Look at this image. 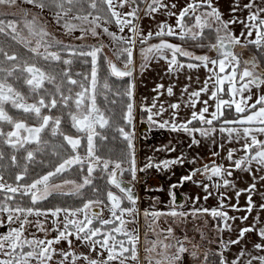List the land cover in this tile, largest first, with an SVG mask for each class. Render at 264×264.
<instances>
[{
    "label": "snow or ice",
    "instance_id": "1",
    "mask_svg": "<svg viewBox=\"0 0 264 264\" xmlns=\"http://www.w3.org/2000/svg\"><path fill=\"white\" fill-rule=\"evenodd\" d=\"M21 2L32 5L40 13L48 11L51 21L27 9H20L19 19L0 18V145L14 150L11 165L7 166L8 179L5 178L6 166L0 165V214L5 217L0 224L8 225L6 231L0 232V264H127L129 260H139L140 237L128 227L137 223L140 215L134 191L138 172L153 168L163 171L186 163L181 154L158 161L148 157L143 166L137 165L134 74L139 70L143 76L154 62L166 64V75L185 68H204L208 75L198 89L190 90L191 83L183 87L180 95L187 96L186 100L167 104L162 101L163 94L166 91L168 97H173L175 85L165 87L157 83L152 90L155 95L151 104L139 105L142 122L150 129L183 132L192 137V146L201 142L194 133L210 137L217 131L213 126L217 121L218 131L226 133L228 141L241 143L240 149L227 150L224 157L230 162L227 167L213 159L181 176L178 184L170 185L173 205L176 199L172 190L194 181L200 174L204 179L197 183L206 193L204 199L213 195L221 199L216 207H197L190 215L211 217L216 221L218 232L236 231L230 221H248V215L230 216L227 209H239V205H229L225 198L231 199L227 190L233 189L236 198L246 196V213L257 208L252 194L258 191L259 185L253 182L247 188L236 189L230 178L235 170L264 173V139L260 138L264 137V61L256 56L242 59L236 52L239 47L264 53V0L259 3L233 0L227 19L216 0H187L182 7L175 0ZM17 3L18 0H0V5ZM244 11L247 15L240 19L237 13ZM157 13L173 17L175 24L156 22ZM145 17L153 19L155 31L151 28L146 33L143 31L141 25ZM52 21L57 32H62L69 42L48 30L47 24ZM237 24L241 25L239 34L234 31ZM206 33L210 35L206 37ZM104 37L110 44L104 42ZM167 38L182 43H173ZM206 38L207 44L203 43ZM153 39L157 42H150ZM89 40L93 42L88 43ZM137 43L140 45L138 69L134 59ZM108 47L111 57L104 53ZM196 49L208 51L198 53ZM74 64H80L85 70L73 72ZM57 65L64 67L57 69ZM113 78L115 81L127 78L126 86L115 84ZM188 79L191 82L192 76ZM21 82L27 86V94L16 86ZM254 90H259V94ZM202 94L207 95V99H202ZM113 96L119 99H111ZM101 98L105 105L119 104V112L113 107L102 108ZM198 101L202 106L197 111ZM182 106L189 109V116L183 119L179 113ZM10 109L32 118L35 124L14 117ZM53 110H60L61 115H53ZM232 111L235 118H228ZM165 115L169 118L165 119ZM193 121L207 127H195ZM65 124L75 129V133L65 131ZM107 130L114 131L113 140L122 141L118 152L107 148ZM49 132L58 143L51 144L50 138H45ZM49 149L57 162H49L47 170L37 172L31 166L43 165L44 159L37 163V156L47 157ZM20 150L25 153L22 166L16 154ZM156 151L175 152L176 149L167 145ZM240 151L243 155L236 157ZM219 155L212 152L213 157ZM4 158L5 152L0 150V160ZM68 173L76 178H66ZM125 176L130 179L125 180ZM256 178L253 177L254 181ZM97 179H103L104 185H98ZM258 179L264 185V175ZM205 180L215 182L210 186ZM212 188L217 192L213 193ZM86 189L91 196L85 195ZM54 194L74 199L72 203L53 204L49 198ZM260 195L264 197V192ZM258 207L264 210V202ZM142 215L146 221H151L148 229L155 234V239L149 240V233L145 232V243L150 244L144 249L147 264H183V255L189 252L198 258V246L194 245L191 251L186 248L184 241L188 237L178 238L171 225L156 232L161 216L167 215L174 222L182 223L189 213L172 207L167 212L144 209ZM249 232L259 238L253 247L264 252V226L253 222L239 228L236 239L218 240L219 248L205 251L202 264H209L210 253L218 256V264H238V261L264 264V254H248L241 260L246 253L244 249L235 258L227 257L229 246L242 243ZM201 237L203 239V233ZM78 247L88 251L78 252Z\"/></svg>",
    "mask_w": 264,
    "mask_h": 264
},
{
    "label": "crops",
    "instance_id": "2",
    "mask_svg": "<svg viewBox=\"0 0 264 264\" xmlns=\"http://www.w3.org/2000/svg\"><path fill=\"white\" fill-rule=\"evenodd\" d=\"M185 59V58H181ZM166 64L161 61L158 64L152 63L150 69L147 70L143 76L138 72L134 77L135 81V101L137 105V112L139 113V105L143 103L151 104L152 98L155 93L152 91L157 83H163L165 87L169 84L175 85L174 87V96L168 97L166 91L163 94L162 101L167 104L170 102H178L182 99H187V96L182 97L180 95L183 87L186 84L191 83L190 90L198 89L203 80L208 75L207 69L200 68L196 70L192 69H183L178 73L166 75L165 74ZM189 75L192 76L191 82H189ZM197 77L199 78V82H197ZM202 99H207V95L202 94ZM202 104L197 102V111ZM214 110L210 108V111ZM181 119L189 116V109L185 107H181L179 110ZM165 119L169 118L168 115L164 116ZM229 118V117H228ZM148 126V125H147ZM193 126L195 127H207L206 125H200L197 121H193ZM214 127L217 128V131L214 132L210 137H200L198 133H194V136L199 139L201 142L197 145H191L192 137H189L187 134L183 132L173 133L168 130H162L159 128H149L146 129L144 136L141 134L138 135V138L135 142L136 146V158L138 167L143 166L144 162L148 157H155L156 160L165 159V158H173L175 156H179L182 154L186 163L183 166L177 165L171 169L158 171L154 168V174L156 178V183L161 184L158 188H153L152 192L144 193L142 200H144L146 206L148 208H152L153 210H165L169 211L172 207H175L177 211H183L185 213H189V215L184 218V222H178L179 225V234L177 233V237L183 239L186 235L188 237L187 240L184 241L185 247L193 250V246H198L196 250L199 253L198 258H194L189 253H185L183 255V263L188 264L189 262H195V264H202L203 261V253L209 249L217 250L219 248L218 240H230L236 239L237 231L241 227L250 226L255 222V224L264 226V210H261L258 205L264 202V197L260 195L261 192H264V185L260 184L258 179L259 176L264 175L261 172H251L246 173L243 171L235 170L233 172V176L230 178L232 182L236 185V189H244L247 188L251 183L255 182L259 185V189L256 193H253L254 202L257 204V208L255 211L251 213H246L244 211L246 207V196L241 195V197L236 198L234 195L233 189H228V195L231 196V199L225 198V202L229 205L238 204L239 209H232L229 207L227 211L230 216L234 217H243L245 215L249 216L247 222L242 221L240 219H236L235 221H230L234 225L236 231L232 232H218L215 228L216 221L212 220L211 217L208 216H199V218L190 215V213L197 207H216L218 201L221 199L218 195H213L208 199H204L205 191L203 188L198 186L199 181L204 178L197 174L194 177V181H189L183 183V185L175 188L174 193L177 191L182 197V200L179 204L173 205L171 198L169 197L170 185L178 184V181L181 176L188 174L190 171L201 168L202 165L206 163H210L213 159H216L218 163H224L225 167L229 165L230 162L226 161L224 157L227 154V150L229 148H241V143L235 140L228 141L226 139V133H221L218 131L219 122L216 123L214 121ZM264 139V137H260ZM223 144V147H221ZM171 145L176 149L175 152H158L156 151L158 148L162 146ZM216 151L220 155L218 157H213L212 152ZM239 155H243V152H237L236 157ZM253 177H257L254 181ZM210 184L215 181L209 182L204 181ZM162 189V190H161ZM213 193L217 192V189H211ZM219 191H225L224 189H220ZM138 196V193H137ZM139 199V196H138ZM150 206V207H149ZM151 209V210H152ZM150 210V209H149ZM176 227V226H175ZM167 228V226H166ZM199 230V231H198ZM201 233H203V239L201 237ZM259 242L258 236L254 232H249L246 234L242 243L237 245H230L227 251L228 259L235 258L242 249L246 250L244 256H241V260L247 258L248 254H264V252H259L256 250L253 245ZM190 250V251H191ZM210 264H218V256H213L211 253L209 254ZM238 264L240 262L238 261Z\"/></svg>",
    "mask_w": 264,
    "mask_h": 264
},
{
    "label": "rangeland",
    "instance_id": "3",
    "mask_svg": "<svg viewBox=\"0 0 264 264\" xmlns=\"http://www.w3.org/2000/svg\"><path fill=\"white\" fill-rule=\"evenodd\" d=\"M169 2H172V0H169ZM175 2H177L178 5L180 7H182L187 2V0H175ZM216 2H218V5H219L221 11L224 12L225 19L229 18V16L231 15V13H230V5L233 3V0H216ZM241 3H248V0H241ZM257 3H259V0H257ZM20 9H27L31 13H36L38 15H41L42 17H46L48 19V21H51V15H50V13L48 11H44L43 13H40L38 9L34 8L32 5H28L26 3L21 2V0H18L17 5H15V6L0 5V18H4V19H19L22 16V13H21ZM124 11H127V9H124ZM6 14H13V15H6ZM141 15H143V13H141ZM237 15H238V17L240 19H244V17H246V15H247V12L246 11L239 12V13H237ZM155 21L156 22H158V21H167L170 24H173V25L175 24V19L173 17H169V16H166V15H163V14H160V13L155 14ZM47 27H48V30L50 32H56V34L58 36L61 35L62 38H63V33L62 32H57V26L55 25L54 21L48 23ZM141 27H142V29H143V31L145 33L149 30V28H151L153 31L156 30L155 29V22L153 21L152 18H148V17H145L143 19ZM234 31L237 34H239V32L241 31V25L237 24L235 26ZM167 39H170L172 42H175V43H179L180 42L178 39H175V38H167ZM104 42L106 44H110V41L108 40L107 37H104ZM205 44H207V42ZM185 46L187 47L188 45H185ZM139 47H140V45H139V43H137L136 50L134 52V59H135L136 65H137V69H138V65L140 63ZM242 50H245V52H248L247 50H251V49L249 48V49H242ZM106 51L108 53V56L111 57V48L108 47L106 49ZM196 51L199 53L201 51L207 52L208 50L207 49H203V50L196 49ZM236 52H238V51L236 50ZM253 53H251L252 56H256L258 60L264 61V53H261L262 54V56H261L262 58L260 56H258L257 53L256 54H255V52H253ZM238 54H239V52H238ZM262 66H264V64H262ZM138 72H139V70L136 71V73L134 74V77L137 75ZM254 91L256 92V94H259V90H254ZM225 98H227V97H225ZM140 117H141V114L137 112L136 139H135V142H136L139 134H141V135L143 134L142 136H144V134L146 132L145 130H141L138 127L139 122H142V118H140ZM228 117L229 118H235L234 111L229 112L228 113ZM66 178H76V177H74L73 174L71 173V174H66ZM124 179L128 180V179H130V177L129 176H125ZM57 182H59V181H57ZM159 186H160V188H162L161 184L156 183L155 174H152V176L150 178H147V179L143 175H139L138 176V181L135 183L134 191H136L138 193V196H139V199L137 200V207L140 210V215H138V217H137V223L129 224L128 227L130 229H133V230L137 231L138 234H139V237H140V240H139V243H138L139 260L138 261L129 260V261H127V264H147V261L145 260L146 253L144 252V249L146 247H149L150 244H146L145 243V232L148 231V233H149L148 239L149 240L155 239V234L152 233L151 231H149V229H148V224L151 221L150 220L146 221L144 219L143 215H142L143 210L148 208V206H146L145 203H142V202H144V200H142V198L144 196L143 195L144 193L152 192L154 190V189L151 190L152 187L153 188L154 187L158 188ZM149 209L148 210L151 211L152 208H149ZM161 211L167 212V211H165L163 209ZM3 220H5V217L2 214H0V221H3ZM3 224H7V223L5 222ZM3 224H0V228H1V226H3ZM177 224H178V222H174L172 217L167 216V215L161 216L160 219L157 222V225H156V232H159L161 229H167L171 225L174 228L175 235H177V233L178 234L180 233L179 232L180 227H179V225L177 226ZM166 226H167V228H166ZM7 227H8V225H7ZM7 227H6V230H7ZM32 231H35V229L33 228ZM37 235H42V234L41 233H37ZM60 247H64V245H60ZM76 250L78 252H87L88 251V249L84 248V247H78ZM189 250H191V249H189ZM157 251H159V249H157ZM92 255H93V257H95V253H92ZM105 255H106V253H105ZM210 263H211V261H209V264ZM183 264H185V263H183ZM188 264H195V262H189Z\"/></svg>",
    "mask_w": 264,
    "mask_h": 264
},
{
    "label": "flooded vegetation",
    "instance_id": "4",
    "mask_svg": "<svg viewBox=\"0 0 264 264\" xmlns=\"http://www.w3.org/2000/svg\"><path fill=\"white\" fill-rule=\"evenodd\" d=\"M76 35H79V33H77ZM60 38H62V36L60 35L59 36ZM62 39H65V42L67 43V42H69V40H68V38H66V37H64L63 36V38ZM73 43H75V41H72ZM93 41L92 40H89L88 41V43H92ZM150 42H152V43H154V42H157L156 41V39H153V40H151ZM17 48L19 47V46H16ZM106 49L107 48H105V50H104V53H105V55H107L108 56V53H107V51H106ZM22 50V49H21ZM238 52H239V54H238V52H237V54L238 55H241V58L242 59H247V58H249L250 56H252V54L251 53H253V52H256V50H247L248 52H245V50H242V49H240L239 47H237V49H236ZM254 54V53H253ZM256 54V53H255ZM114 59V58H113ZM41 64H43V62L41 61ZM62 67H64L63 65H57V69H59V68H62ZM82 70H85V69H83L82 68V66L80 65V64H74L73 65V67H72V71L73 72H79V71H82ZM113 80H114V78H113ZM114 83L115 84H117V85H120V84H123V81H115L114 80ZM17 87H18V89L21 91V92H23V93H25V94H27V92H28V88H27V86L26 85H24L22 82L21 83H19V84H17L16 85ZM47 87H51L50 85H46ZM111 99H116V100H118L119 98L118 97H111ZM29 103H31L32 101H31V99L28 101ZM100 106L102 107V108H104V107H113V108H115V110H116V112L118 113L119 112V104H116V105H105V103H104V101H103V98H101L100 99ZM10 114L11 115H13L14 117H16V118H19V119H26V122H28L29 124H35V121L32 119V118H26L25 116H24V114H22L21 112H18L17 110H15V109H10ZM45 114H48L47 113V111L45 110ZM52 114L53 115H61V112H60V110H53V112H52ZM140 118H142V117H140ZM65 131H71L73 134L75 133V129H70L69 128V126L67 125V124H65ZM138 127H139V129H141V130H146V129H148V126H147V124L146 123H144V122H139V125H138ZM5 130H8V128L6 127L5 128ZM105 134L107 135V137H108V141H109V143H112V141H113V136H111V135H115V133H114V131L113 130H110V131H106L105 132ZM45 138H50V143L51 144H55V143H58V139L56 138V137H50V132L49 133H47L46 135H45ZM116 140V143H117V145H118V147L120 148V143H121V140L119 139V138H117V139H115ZM107 142V141H106ZM84 144H85V146H86V139L84 140ZM0 150H2V151H4L5 152V158L3 159V160H0V165H3V166H6L5 167V178L6 179H8V177H9V173H8V171H7V166H10L11 165V161H10V157H11V155L12 154H14V150L13 149H11L9 146H7V145H0ZM49 151V155L47 156V157H43V156H40V155H38L37 156V163L41 160V159H44V164L43 165H41V166H37V164H33L31 167L32 168H34L37 172H42V171H44V170H47V168L49 167V162H51V163H56L57 162V160H56V157L55 156H53V155H51V149H49L48 150ZM21 159H20V161H19V163H20V165L22 166L24 163H25V161H23V159H22V157H23V155L25 154L24 152H23V150H20L18 153H16ZM15 170H18V169H15ZM68 174H71V173H68ZM125 180H127V179H125ZM97 181H100V182H104V180L103 179H97L95 182L97 183ZM11 182V181H10ZM103 185H104V183H103ZM102 185V186H103ZM87 192H90V190L89 189H86L85 190V194L87 193ZM90 195H92L91 193H90ZM6 227H7V224H3V226H1V228H0V232H2V231H6Z\"/></svg>",
    "mask_w": 264,
    "mask_h": 264
},
{
    "label": "trees",
    "instance_id": "5",
    "mask_svg": "<svg viewBox=\"0 0 264 264\" xmlns=\"http://www.w3.org/2000/svg\"><path fill=\"white\" fill-rule=\"evenodd\" d=\"M210 34H208V33H206V37L207 36H209ZM207 41H209L207 38L203 41V43H206ZM179 42V41H178ZM181 42V41H180ZM179 42V43H180ZM214 42V41H213ZM182 43V42H181ZM191 42H189V44H190ZM250 49H252V50H256L255 48H250ZM255 53H257L258 54V56H262V54L260 53V52H258L257 50H256V52ZM262 58V57H261ZM127 82V78L123 81V85H125L126 86V83ZM216 123H218L217 121H215ZM108 131H110V130H108ZM111 136H113V135H111ZM106 144H107V148H110V149H113L114 150V152H118L119 151V147H118V145H117V143H116V140H113L112 141V143H109V141L107 140V142H106ZM122 146V141H121V143H120V147ZM104 183V182H103ZM103 183L102 182H100V181H97V184L98 185H100V186H102L103 185ZM90 193L91 192H87L85 195L86 196H89L90 195ZM91 196V195H90ZM50 199V201H51V203H53V204H55V203H57V202H60V203H63V202H68V203H72L73 202V199L74 198H72V197H59V196H56L55 194H54V196L53 197H50L49 198Z\"/></svg>",
    "mask_w": 264,
    "mask_h": 264
},
{
    "label": "built area",
    "instance_id": "6",
    "mask_svg": "<svg viewBox=\"0 0 264 264\" xmlns=\"http://www.w3.org/2000/svg\"><path fill=\"white\" fill-rule=\"evenodd\" d=\"M153 174V170L149 169L147 172L141 173V175H143L146 179L150 178Z\"/></svg>",
    "mask_w": 264,
    "mask_h": 264
},
{
    "label": "water",
    "instance_id": "7",
    "mask_svg": "<svg viewBox=\"0 0 264 264\" xmlns=\"http://www.w3.org/2000/svg\"><path fill=\"white\" fill-rule=\"evenodd\" d=\"M175 199H176V203L175 204H179L181 202V200H182L181 195L177 191L175 192Z\"/></svg>",
    "mask_w": 264,
    "mask_h": 264
}]
</instances>
